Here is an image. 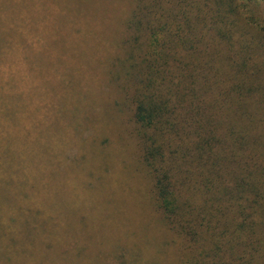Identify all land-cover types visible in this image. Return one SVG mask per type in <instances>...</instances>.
Instances as JSON below:
<instances>
[{
  "label": "trees",
  "instance_id": "trees-1",
  "mask_svg": "<svg viewBox=\"0 0 264 264\" xmlns=\"http://www.w3.org/2000/svg\"><path fill=\"white\" fill-rule=\"evenodd\" d=\"M71 1L0 0V17H62ZM108 2L115 17L122 7L130 17L119 50L77 57L99 61L120 140L135 152L127 160L121 147L129 180L176 246L161 264H264V0ZM12 44L23 47L0 49V183L6 166L23 177L33 170L26 143L55 115L47 91L61 80L47 66L61 54L38 52L32 37ZM63 148L42 165L52 177H62L57 168L69 156L71 166L79 159L77 145ZM7 189L0 205L13 204ZM31 190L17 184L19 205H50Z\"/></svg>",
  "mask_w": 264,
  "mask_h": 264
},
{
  "label": "rangeland",
  "instance_id": "rangeland-1",
  "mask_svg": "<svg viewBox=\"0 0 264 264\" xmlns=\"http://www.w3.org/2000/svg\"><path fill=\"white\" fill-rule=\"evenodd\" d=\"M107 3L73 0L62 17H0V49H22V44L12 42L32 37L38 52L61 54L59 61L55 58L47 65L58 68L55 76H61L47 91L55 115L26 143L33 170L23 177V169L16 174L17 169L6 166L9 178L0 183L1 192L7 187L13 192V204L0 205V264H161L162 255L166 260L175 255V244L164 235L165 225L156 214L152 219L153 208L143 209L139 188L129 180L132 169L127 160L135 152L120 140V117L112 108L111 90L101 86L99 61L77 57L101 59L100 52L119 50L126 37L123 25L130 17H125L123 7L115 17ZM87 127L91 132L82 136ZM107 139L117 145L106 146ZM73 144L79 147V159L75 166L69 165L70 156L62 162L57 168L62 177L42 169ZM74 153L70 150L69 155ZM86 182L92 186L85 191ZM17 184L34 195L45 192L50 205H19Z\"/></svg>",
  "mask_w": 264,
  "mask_h": 264
}]
</instances>
